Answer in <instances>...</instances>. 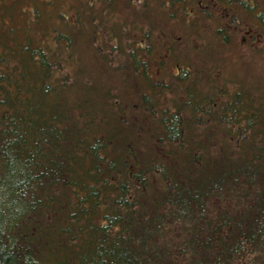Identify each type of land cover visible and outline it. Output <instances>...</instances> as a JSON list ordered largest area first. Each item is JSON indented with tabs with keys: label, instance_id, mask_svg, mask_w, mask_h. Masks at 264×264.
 Listing matches in <instances>:
<instances>
[{
	"label": "trees",
	"instance_id": "1",
	"mask_svg": "<svg viewBox=\"0 0 264 264\" xmlns=\"http://www.w3.org/2000/svg\"><path fill=\"white\" fill-rule=\"evenodd\" d=\"M41 7L0 0V264H264V74L155 80L147 45L97 82Z\"/></svg>",
	"mask_w": 264,
	"mask_h": 264
},
{
	"label": "rangeland",
	"instance_id": "2",
	"mask_svg": "<svg viewBox=\"0 0 264 264\" xmlns=\"http://www.w3.org/2000/svg\"><path fill=\"white\" fill-rule=\"evenodd\" d=\"M34 1L35 5L38 3L42 6L41 16L52 29L57 27L64 32L79 31L78 26H73L77 24L78 14L81 15L82 22H87L84 30L80 26L79 28L83 32L85 29L91 30V45L87 39L88 32H82L85 36L78 40L77 50L83 62L90 66L91 76L97 82H102L105 75L110 80H118L117 75H112L110 70L112 73L122 70L127 76L131 51L141 46V42L145 43V48L150 45L151 57L147 60L149 56L146 49H143L144 54L142 56L138 54V57L140 61H143L142 59L149 61V72L155 80L169 82L173 78L170 75L173 72L177 73L175 66L178 64L186 70L191 66L200 68L203 73L209 67L218 66L221 69L220 72L229 78H234V73H240V70H247L246 74H252L247 75L249 78L264 74L261 68L264 62L262 59L264 37L256 30L253 33L256 34L255 40L251 41L246 28L245 31H241L237 27V19L239 22L244 17L234 19L232 15L228 17L226 32L219 24L220 8L212 2L213 0L207 1L211 3L209 7H204L208 13L202 11L200 16L195 10L194 14L188 18L189 24L180 23L179 18L171 16L170 12L177 9L179 4L174 6L170 0H44V4ZM89 1L91 17H89L90 10L84 11ZM195 6L196 3L190 0L189 7ZM59 12L65 14L64 17H60L61 19L55 17V13ZM240 15L245 16L243 13ZM152 20L155 24H146ZM132 23H135L138 28L144 26L140 29V34L138 31L137 34L135 33L142 39L139 43L131 40L132 34L137 30ZM65 25L66 28H64ZM144 30L145 33H143ZM49 39H52L51 36ZM124 53H127V57ZM103 55L108 57L107 62L101 59ZM162 59L167 65H161ZM173 63L174 66L171 65ZM157 70H160L161 74L158 75ZM128 76L127 79H129Z\"/></svg>",
	"mask_w": 264,
	"mask_h": 264
},
{
	"label": "flooded vegetation",
	"instance_id": "3",
	"mask_svg": "<svg viewBox=\"0 0 264 264\" xmlns=\"http://www.w3.org/2000/svg\"><path fill=\"white\" fill-rule=\"evenodd\" d=\"M170 1L173 2L174 6H177L179 4V7L177 9H174L173 11L170 12L171 16L173 18L175 17L179 18L178 21H180V23L183 22L184 24L190 23L188 18L194 14L195 10L198 11L197 14H199L200 16L202 14V11L204 13H208V11L204 7H209V5L211 4L207 2L209 0H191L196 3V6L189 7L190 0H170ZM212 2H214L220 8L218 12L221 16V19H219L220 22L219 24L221 25L222 28L226 30V32H227L226 27L228 26L226 25L228 24V17L232 15L234 19L237 17L238 18L244 17V19L239 22L237 19V24H238L237 27L241 29V31L243 30L245 31L246 28L247 30L246 33L249 35L251 41L254 39V37H256V34H253L256 32V30L261 34V36L264 37V0H213ZM181 4L183 5L181 6ZM240 13H243L245 16H241ZM152 22L155 24L153 20ZM139 27H143V26H139ZM220 31L221 30L219 29V32ZM135 36L138 37L137 35ZM246 41H248V38H246ZM144 45L145 43L141 42L140 49L145 48ZM137 61L139 62L140 70H143L141 66L144 67L145 64L144 61H140L139 58L137 59ZM160 62L161 65H167V63H165L163 59ZM171 65L174 66V63ZM175 68L177 70V73L173 72L174 74H178V71L182 69L180 68V64L175 66ZM156 73L158 75L161 74L160 70H157Z\"/></svg>",
	"mask_w": 264,
	"mask_h": 264
}]
</instances>
